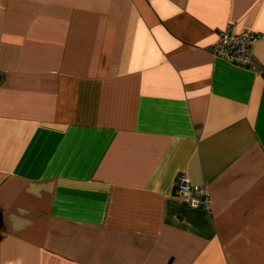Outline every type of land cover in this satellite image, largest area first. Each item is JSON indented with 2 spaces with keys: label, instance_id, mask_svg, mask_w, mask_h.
Here are the masks:
<instances>
[{
  "label": "crops",
  "instance_id": "1",
  "mask_svg": "<svg viewBox=\"0 0 264 264\" xmlns=\"http://www.w3.org/2000/svg\"><path fill=\"white\" fill-rule=\"evenodd\" d=\"M0 72V264H264V0H0Z\"/></svg>",
  "mask_w": 264,
  "mask_h": 264
},
{
  "label": "built area",
  "instance_id": "2",
  "mask_svg": "<svg viewBox=\"0 0 264 264\" xmlns=\"http://www.w3.org/2000/svg\"><path fill=\"white\" fill-rule=\"evenodd\" d=\"M259 37L251 32L235 34L227 28L218 35L217 41L211 48L213 57L223 60L227 64L247 70H253L255 57L254 45ZM2 74L0 72V82ZM175 201L190 210H211V198L204 187L194 186L183 175L175 178L173 188Z\"/></svg>",
  "mask_w": 264,
  "mask_h": 264
}]
</instances>
